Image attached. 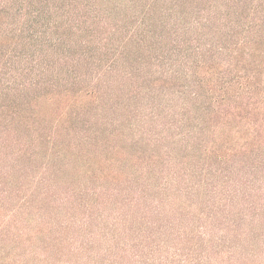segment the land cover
Here are the masks:
<instances>
[{
	"label": "trees",
	"instance_id": "16d2710c",
	"mask_svg": "<svg viewBox=\"0 0 264 264\" xmlns=\"http://www.w3.org/2000/svg\"><path fill=\"white\" fill-rule=\"evenodd\" d=\"M0 264H264V0H0Z\"/></svg>",
	"mask_w": 264,
	"mask_h": 264
},
{
	"label": "rangeland",
	"instance_id": "374dc122",
	"mask_svg": "<svg viewBox=\"0 0 264 264\" xmlns=\"http://www.w3.org/2000/svg\"><path fill=\"white\" fill-rule=\"evenodd\" d=\"M63 102H65L63 99H60V101L58 102V101H55V99L45 98V99L40 100L39 105L42 108H47L51 110L55 105L57 104L61 105Z\"/></svg>",
	"mask_w": 264,
	"mask_h": 264
}]
</instances>
